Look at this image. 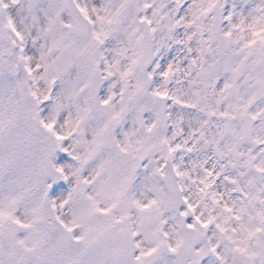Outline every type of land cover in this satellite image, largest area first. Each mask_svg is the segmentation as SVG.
Returning a JSON list of instances; mask_svg holds the SVG:
<instances>
[{"label":"snow or ice","instance_id":"snow-or-ice-1","mask_svg":"<svg viewBox=\"0 0 264 264\" xmlns=\"http://www.w3.org/2000/svg\"><path fill=\"white\" fill-rule=\"evenodd\" d=\"M0 264H264V0H0Z\"/></svg>","mask_w":264,"mask_h":264}]
</instances>
